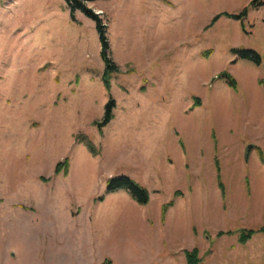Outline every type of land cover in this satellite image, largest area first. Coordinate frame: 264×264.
Segmentation results:
<instances>
[{
	"label": "rangeland",
	"instance_id": "obj_1",
	"mask_svg": "<svg viewBox=\"0 0 264 264\" xmlns=\"http://www.w3.org/2000/svg\"><path fill=\"white\" fill-rule=\"evenodd\" d=\"M253 1L85 0L107 88L92 21L64 0H0V264H187L194 249L200 264H264ZM119 177L148 203L108 191Z\"/></svg>",
	"mask_w": 264,
	"mask_h": 264
},
{
	"label": "trees",
	"instance_id": "obj_2",
	"mask_svg": "<svg viewBox=\"0 0 264 264\" xmlns=\"http://www.w3.org/2000/svg\"><path fill=\"white\" fill-rule=\"evenodd\" d=\"M66 3L71 15H73L76 11L81 12L87 19L93 22L95 26V31L98 35L99 39V44H100V57L102 62L104 63L106 67V71L104 73V84L108 88V77L106 75V72L108 71H115V66L112 64L110 59L107 56V50H108V45H107V39L105 35V28L103 25V22L101 18L96 15L91 9H89L85 5V0H64ZM253 6L256 7H264V2H256L253 1L251 3ZM245 13V12H244ZM243 13V14H244ZM229 17H234V16H229ZM218 17H215L213 19V22L216 21ZM234 52L242 59H248L252 61L253 63L259 65L261 63V58L258 54H256L253 51L250 50H234ZM227 80V83L233 87L236 88V82L233 78L230 76L223 74L222 76ZM114 106V103L112 100L108 102V104L105 107V122H108L111 118V109ZM60 166L58 165L57 168L55 169V174L60 173ZM116 189H125L129 192L131 197L139 204H146L148 203L149 195L146 190L143 188L139 187L136 183H134L132 180L126 177H119L116 179H110L107 184V190L108 191H113ZM185 260L187 264H200V260L198 258V251L196 249L192 250L191 252H187L185 255ZM104 264H110L109 261L104 260Z\"/></svg>",
	"mask_w": 264,
	"mask_h": 264
},
{
	"label": "water",
	"instance_id": "obj_3",
	"mask_svg": "<svg viewBox=\"0 0 264 264\" xmlns=\"http://www.w3.org/2000/svg\"><path fill=\"white\" fill-rule=\"evenodd\" d=\"M248 149H250V147Z\"/></svg>",
	"mask_w": 264,
	"mask_h": 264
}]
</instances>
